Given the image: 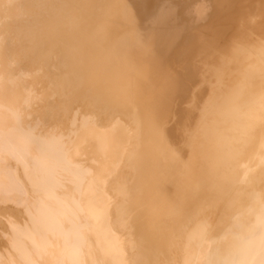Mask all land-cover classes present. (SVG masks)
Wrapping results in <instances>:
<instances>
[{"label":"bare ground","instance_id":"6f19581e","mask_svg":"<svg viewBox=\"0 0 264 264\" xmlns=\"http://www.w3.org/2000/svg\"><path fill=\"white\" fill-rule=\"evenodd\" d=\"M0 264H264V0H0Z\"/></svg>","mask_w":264,"mask_h":264}]
</instances>
